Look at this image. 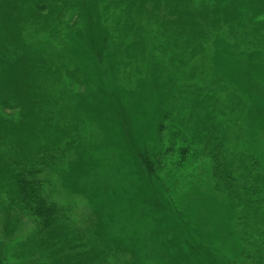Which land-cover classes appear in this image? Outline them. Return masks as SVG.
Listing matches in <instances>:
<instances>
[{"label":"trees","instance_id":"16d2710c","mask_svg":"<svg viewBox=\"0 0 264 264\" xmlns=\"http://www.w3.org/2000/svg\"><path fill=\"white\" fill-rule=\"evenodd\" d=\"M155 24L158 33L152 35L149 51L140 33ZM133 32L135 38L126 43ZM67 46L82 59L70 72L65 63L57 68L54 61L66 56ZM58 49L63 52L56 56ZM147 59L152 79L140 78L138 90L153 82L147 89L158 92L159 104L152 132L140 145L135 132L144 123L137 118L144 116L140 107L148 94L126 89L132 82L124 79L135 72L141 76L140 62ZM107 60L120 66L114 79L121 92L135 97L127 108L119 105L123 100L114 79L112 85L104 79ZM48 75L55 82L74 79L82 88L68 91L64 81L47 90L42 83ZM230 108L246 114L248 124L256 125H249L251 130L264 131V0H0L5 231L22 215L33 219L27 242L41 252L30 261L35 264H112L109 249L130 255V261L119 264H264V156L249 142V134L230 145V136L241 128ZM118 125L123 137L116 132ZM94 129L121 142L151 207L140 223L133 215L130 221L127 213L122 233L109 236L104 228L110 229L113 218L102 223L99 218L98 229L106 236L100 249L70 236L63 222L67 213L47 185L54 182L47 169L64 166L69 153L74 157L66 167L75 170L61 173L62 185L88 193L81 182L100 155ZM200 153L210 160L216 188L225 192L232 216L226 239L205 233L182 206L185 196L178 198L171 190L169 180L190 174ZM11 242L0 240V264H14ZM28 254L21 253L26 260Z\"/></svg>","mask_w":264,"mask_h":264},{"label":"rangeland","instance_id":"374dc122","mask_svg":"<svg viewBox=\"0 0 264 264\" xmlns=\"http://www.w3.org/2000/svg\"><path fill=\"white\" fill-rule=\"evenodd\" d=\"M156 24L154 25L155 28L152 30H148L146 33H140V36L143 39V44L149 47V51L153 45L152 35H154V33H158V30H156L158 26H156ZM26 32H28V28L24 30V35ZM135 34V32L130 33L127 40L125 39V42L127 43L131 38H135ZM26 37L27 35H25V38ZM29 37L30 36H28V38ZM157 37L158 36H156V39ZM58 50L59 52L57 51L58 54L56 56H59L63 52V49ZM149 51L145 53V56L149 55ZM64 53L66 56L63 58L54 57L56 60H53L57 63V68H59V64L64 66L65 63L67 68L66 70L70 72V69L78 67L82 59L74 55L71 51V48L68 46L66 49H64ZM200 53L202 52L198 51L199 55ZM148 59L146 61L141 60L140 62L142 68L141 70L143 72L141 76L139 73L135 72L129 79H124V82L126 80L132 82L129 88L126 89L144 93L145 95L148 94V97L146 96L144 99L145 105L140 107L141 112L143 113H140L139 115L144 116L137 118L138 123H144V127L140 125L137 128L138 131L135 132L137 138L139 139L138 143L140 145L144 143V141L140 140L146 134L152 132V129H150L149 126H152L154 121L153 118L155 116L154 113L159 104L157 98L158 92L147 89L153 82H150L146 89H142L141 87L140 90H138V80L140 78L145 75V77L147 76V82L151 81L152 79L151 74L154 71L152 69L151 61H148ZM108 60H110V58H108ZM108 60L103 63V69L107 70L108 72L104 79L110 81L111 85L115 82L116 89L118 90L117 92L120 93L119 97L121 100H123V102H120L119 105L127 108L132 98L135 97H133V94L127 95L121 92L123 88L119 83V79H114V75H116L114 74V70L119 71L120 66L112 67L111 61H109V63ZM244 61L242 60L239 63L242 65V62ZM117 77H119V75H117ZM112 79H114V82ZM54 80L52 76L48 75L42 83L43 87L51 91L53 88L59 87L60 84L63 85L65 81L67 83L65 84V87H68V91H70V89L82 88L81 85H78V82L74 81V79L71 82V79L68 77H66L64 81L62 80V82H55ZM124 82L121 81V83ZM104 90L111 91L110 87H105ZM228 111H231V119L238 120L241 125L240 130L238 131L237 129L233 134L234 136H230V145L233 146L236 145V143L238 145V139L240 135L242 136L244 133L249 134V142H251L256 147V149L262 152L264 156V131L261 129L256 130V132L251 130V128L255 127L256 125L254 126L251 123L248 124V117H246V114H244V112L239 108H230ZM58 112L61 113V111L55 110V113ZM59 118L61 120L62 117L59 115ZM156 125L154 126V132H156ZM249 125L253 127H250ZM97 130L98 132L95 140L98 141L97 146L99 148L100 155H97L98 159H95L94 162H91L92 167L89 175H87V178H85V182H81V185L87 189L88 193L79 191V188H71L62 185L61 173L63 171H67V173L70 175V172L75 170L74 169L69 172L68 165L66 167L67 161L72 160L74 157L70 156L69 153L64 160V166L63 164H59L60 166L53 164V166L47 169L49 175L51 177L54 176V182L47 185L54 190L53 193L56 201L58 202L59 206L67 213H65V220H63L64 215L61 216L68 229V232L71 234L70 236L77 237L76 240L78 242H80V239H82L85 243L90 245V247H97L100 249V247H103L102 245L105 244L104 240H106V236H102L100 234L102 230L98 229L99 218L100 223H102L101 219L104 222H109V219L111 217L113 218V223L111 224L109 222L110 229L105 230L104 228V234L109 236L110 232L112 231L116 233H122L121 230L123 229V226L127 224L125 221L127 218H129L127 213L130 215V221L133 215L136 221L140 223L144 221L143 217L146 214H149L148 208L151 207L145 204L146 199L144 198V192L146 191V186L138 174V170L135 169V162V166L133 165L134 167H131V162H129L128 157L129 153L126 152L125 149L119 148L122 145L120 141H112L113 139H111L110 135H107L104 131L94 129L92 132ZM116 132L123 137V129L121 125L117 126ZM164 132H166V130H163V134ZM108 137H110V140L105 141L104 139H107ZM84 157L87 156L85 155ZM197 161L198 162H196L193 167L194 169L190 174L188 173V175H182L181 178L176 177L175 179L169 180L170 184L172 185L171 190L173 193L175 192V195L178 198L185 196V199H183L184 204L182 206L184 209L188 210L193 221L202 226L201 228L205 233H211V231L214 233L217 232L220 236L222 235V238L224 237L226 239L228 230L232 229V216L230 209L227 208L228 204L225 199V192L217 189L215 186L216 180L213 176V169L210 165L209 158L204 153H200L198 155ZM84 165L85 164L83 163V166ZM181 171H184V169ZM90 181H92V183ZM95 186H98L99 188ZM90 195L92 197H90ZM136 205H138V211H135L134 209ZM11 212L12 214L14 213V211ZM6 214H8L7 211H5L2 205H0V240L12 241V262L14 264H35L31 263L30 261H34L36 258H39V256H41V252L35 250V243H33V250L31 248L32 244L27 242L30 235L34 232L33 219L27 217L26 215H22L15 224L11 223V229L9 227L10 230L5 231L3 225L6 226ZM149 225H152V223L150 222L147 226ZM223 229H227L225 235L222 234L224 231ZM26 242L27 245H24ZM45 248L46 246L41 247L40 249L44 250ZM77 250H79V248ZM109 250L108 256H110L112 264L130 261V255L127 252H114L112 249ZM23 251L26 252V254L31 253L32 251H34V253L28 254L26 260L21 255ZM48 251L50 252V249H48ZM92 264H101V261L95 260L92 262Z\"/></svg>","mask_w":264,"mask_h":264}]
</instances>
